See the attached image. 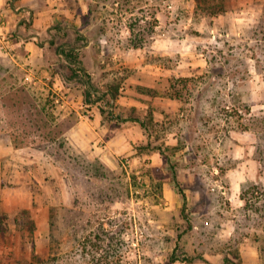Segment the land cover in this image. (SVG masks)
<instances>
[{
  "label": "rangeland",
  "instance_id": "rangeland-1",
  "mask_svg": "<svg viewBox=\"0 0 264 264\" xmlns=\"http://www.w3.org/2000/svg\"><path fill=\"white\" fill-rule=\"evenodd\" d=\"M12 1V30L0 10V141L18 151L4 159L0 264H264V0ZM164 36L167 60L151 52ZM31 38L52 45L45 62L75 50L120 97L88 106L73 75L59 90L30 63ZM188 54L207 65L189 74ZM126 139L125 153L105 148Z\"/></svg>",
  "mask_w": 264,
  "mask_h": 264
},
{
  "label": "crops",
  "instance_id": "crops-1",
  "mask_svg": "<svg viewBox=\"0 0 264 264\" xmlns=\"http://www.w3.org/2000/svg\"><path fill=\"white\" fill-rule=\"evenodd\" d=\"M13 3L14 2L12 0L11 1L10 0H0V10H2L1 15L6 16V19L4 22L5 23L4 30H6V31L12 30L15 26L14 24L16 21L14 18L16 15L10 9V8H12L11 5ZM27 9L29 11V14L31 15V13H32L31 9H29V8H27ZM51 10L52 9L49 8L48 12H50ZM195 14H196V11L194 10L191 13L190 21L195 19ZM31 18H32V22H33L34 19H33V17H31ZM39 19L41 21V24H43V23L46 24V27L49 30L50 25L53 24L52 15L41 16V17H39ZM31 27H33V26H31ZM210 28L213 29V26H210ZM47 29L45 31H42V33L46 32ZM55 29L59 30L60 33L65 35V36L66 35L69 36L70 32H71V28H68V27L56 26ZM0 30H2V29L0 28ZM77 32H79L78 28H77ZM42 33H39V34H42ZM45 35H46V33H45ZM32 39H34V38H31V41H29L26 45L27 50L30 52L29 61H30V63L32 62L33 64H36L35 62H37V59H38L39 69L41 70L42 78L54 79L56 81V83L60 86L59 90H61L62 85L65 86V85L71 83L70 81L72 79V75L74 72L73 68L71 66H74V65L72 63H70L61 54H59L57 56L58 59L56 61H51V60L47 59L45 62L42 57L45 54V51L49 47H51L52 45L48 43L43 48H41V47H38L36 42L33 41ZM49 40L51 41L52 37H50ZM174 49L175 48H174V45H172V41L170 39L168 40V38L166 36H164L163 38H160V39L155 41L151 52L154 53L155 55L159 54L161 56V58L167 60L169 57L174 56V52H173ZM188 53H189V51H188ZM201 55L196 54L195 57H200V58L199 59L197 58L198 61H197V59H196V61H194V59L189 57V54H188V61L186 62V66L188 67V72L190 71L189 74H191L192 73L191 71H193L195 68H200V66L205 67L207 65L206 60L204 59V57H201ZM142 57H145V56L143 55ZM193 57H194V55H193ZM126 60L127 61L125 63L127 65H131L132 68L143 69L144 71H142V72H144V73L148 72L147 68H152V69L159 70L160 72H162L161 74H163L164 76L172 78L171 76H174L175 72L178 71L174 67H170L168 61H166V63H163L162 62L163 60H161L162 63H160V64H151L150 61H147L145 59H140V61L138 62V66L136 67L135 66L136 64H134L133 60H130L127 57H126ZM83 64H84L85 70L93 76V80H94L95 74H97V70H95L94 67L89 68L85 64L84 61H83ZM60 66H62V68H61L62 70H60ZM64 69H66L67 72L65 71V73H64ZM150 73H151V71H150ZM154 74H156V73H154ZM132 94H134V93H132ZM129 95H127V96H129ZM127 96L122 97L121 99L122 100L132 99L133 102L129 103V104H127V103H125V104L126 105H130V104L136 105V99L134 97H127ZM122 100H121V102H122ZM93 111L95 112V119L92 121L94 124L92 127L94 128V127H98V125L102 124V116L99 112H97L95 110H93ZM139 138H138V140H141L143 138V136L140 134ZM94 144H95L94 146L100 145V143H94ZM120 144H121V147L116 148L115 143H107V146L105 148L109 149L110 152H112L113 154L119 155V154L125 153L126 151L133 149L134 145H135V143H132V141L127 140V139H126L125 143H120ZM15 150L16 149L13 146V144L11 143L10 139L7 140L6 143H4L3 139L0 141V190H4L2 188L1 180L3 178V172H4L3 169L5 167V162L8 161V163H10V160H9L10 154L13 153ZM16 151H18V150H16ZM4 159L6 161H4Z\"/></svg>",
  "mask_w": 264,
  "mask_h": 264
},
{
  "label": "trees",
  "instance_id": "trees-1",
  "mask_svg": "<svg viewBox=\"0 0 264 264\" xmlns=\"http://www.w3.org/2000/svg\"><path fill=\"white\" fill-rule=\"evenodd\" d=\"M30 26H33L32 22H29ZM65 36V35H64ZM51 44L55 45V36L51 40ZM59 52L63 55L70 63H72L76 69L73 72V76L79 81L84 82L86 90L83 93L85 102L89 104L88 106L95 105V102L92 100L93 96L98 97L101 100H104L106 105L111 103L112 99H118L121 95V83L117 82L115 84L107 85V91L103 92L100 87H98L93 80V76L85 70L83 61H78V54L74 53L75 50L67 51L66 46L59 47ZM98 102V101H96ZM92 107V106H91ZM102 112H106L105 109H102ZM144 128H146L145 123L140 122Z\"/></svg>",
  "mask_w": 264,
  "mask_h": 264
}]
</instances>
